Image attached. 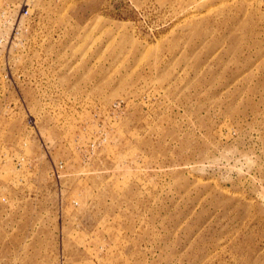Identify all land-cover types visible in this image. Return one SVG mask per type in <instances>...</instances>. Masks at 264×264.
I'll return each instance as SVG.
<instances>
[{
	"label": "rangeland",
	"instance_id": "rangeland-1",
	"mask_svg": "<svg viewBox=\"0 0 264 264\" xmlns=\"http://www.w3.org/2000/svg\"><path fill=\"white\" fill-rule=\"evenodd\" d=\"M0 264H264V0H0Z\"/></svg>",
	"mask_w": 264,
	"mask_h": 264
}]
</instances>
